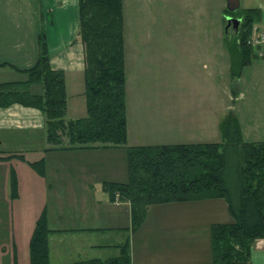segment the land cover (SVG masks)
Instances as JSON below:
<instances>
[{
	"label": "rangeland",
	"instance_id": "1",
	"mask_svg": "<svg viewBox=\"0 0 264 264\" xmlns=\"http://www.w3.org/2000/svg\"><path fill=\"white\" fill-rule=\"evenodd\" d=\"M123 3L128 144L221 143L220 123L230 112L240 114L242 129L251 130L246 139L264 141V43L259 44L260 49L253 50L255 57L250 64L241 67V56L234 47V30L229 28V39H223L226 21L222 22V18L227 16L221 12L226 9L224 0H123ZM246 8L261 10L257 27L264 33V0H240L239 10ZM4 36L3 45L9 53L14 40L25 37L11 24ZM17 78L9 71H0V82ZM71 102L74 106L73 99ZM75 107L70 115L85 117L86 111H80L79 105ZM248 120L255 124L246 127ZM141 123L147 126L144 130L139 128ZM11 134L15 133L0 131V140L10 138ZM31 137L34 145H41V138H45L44 117L42 126L35 129ZM7 143L4 141L0 150ZM41 157V154L40 158L26 154L24 164L18 160L12 162L19 177L18 198L9 199V192H0V264H29L33 219L41 205L56 210V202H67L73 196L77 201L84 199L96 204L95 201L104 196V182L126 183L128 180L124 149L53 152L46 157L45 175L27 164ZM1 168L11 170L8 164L0 165ZM82 168L86 172L81 173ZM35 178L42 184L49 180L53 190L38 194ZM89 180H93V184H89ZM0 191H4L1 186ZM201 204L204 203L152 207L135 233L140 241L135 248L148 246L149 242L154 247H163L166 243L178 248L179 264H199L193 251L198 247L206 248V234H209L197 221ZM126 214L129 215L128 211ZM57 220L51 225L58 229L68 222L67 219L64 223ZM107 221L94 220L92 222L97 224L91 223V227H101L99 222ZM125 221L123 224L121 217L114 227L129 225L132 217L129 215ZM113 231L111 234H118ZM152 254L149 258L154 259L155 264H166L164 255ZM54 258L58 264L59 254ZM169 262L172 264L171 258Z\"/></svg>",
	"mask_w": 264,
	"mask_h": 264
},
{
	"label": "trees",
	"instance_id": "2",
	"mask_svg": "<svg viewBox=\"0 0 264 264\" xmlns=\"http://www.w3.org/2000/svg\"><path fill=\"white\" fill-rule=\"evenodd\" d=\"M221 12L241 21L238 30L232 28L233 39L240 66L246 67L255 57L250 40L261 10L246 8L231 14L223 8ZM123 14V0H78L85 117L66 118L65 75L51 68L43 35L35 63L18 70L20 79L0 83V109L20 105L39 111L44 117L46 151L124 149L127 182H104L103 190L111 202L129 204L132 231L140 228L149 207L224 200L232 222L210 225L211 264H250L252 246L264 239V141L243 142L230 112L220 123L221 143L127 146ZM28 164L43 175V159ZM11 196L17 197L14 174ZM52 233L43 210L29 241V264H50ZM118 248L116 257L70 264H130L128 243Z\"/></svg>",
	"mask_w": 264,
	"mask_h": 264
},
{
	"label": "crops",
	"instance_id": "3",
	"mask_svg": "<svg viewBox=\"0 0 264 264\" xmlns=\"http://www.w3.org/2000/svg\"><path fill=\"white\" fill-rule=\"evenodd\" d=\"M11 24L19 35H24V39L15 41L12 46V51L6 52L4 32L8 25ZM78 0H0V71H9L17 76V79L22 77L18 70L31 67L38 56L39 38L43 35L49 64L52 69L62 71L65 75V89L67 95V119L75 120L77 117H72L70 111L75 110V106L79 105L80 111H86L84 98V51L83 46L78 37ZM232 28V27H230ZM258 29L257 24L253 26V30ZM26 30V33H21ZM264 45V44H262ZM262 45L251 44L252 49H260ZM16 80V79H15ZM6 82V81H1ZM0 82V83H1ZM80 99L76 100V99ZM243 98V97H242ZM74 101L72 108L71 101ZM237 119L241 138L247 142H261L251 141L246 139L250 137V131L242 129L240 114L234 115ZM82 118V117H80ZM42 114L31 108H25L20 105H13L6 109H0V131L15 133L11 134L10 138L1 139L0 147L3 146L4 141L8 142L3 150H0V165H10L11 170L1 168L0 170V186L4 191L9 192V199H11V179L14 174L17 180V198L19 196V177L14 170L12 162L20 161L22 164L26 162V154H31L35 158L44 160L43 175L46 174V157L53 152L61 151H46L48 148L47 141L42 137L41 145H34L29 138L35 129L42 126ZM254 122L247 121L246 127H250ZM147 126L140 124V130H144ZM45 132V129H44ZM171 132V130H170ZM24 134L26 136H24ZM128 128H127V142H128ZM41 139L39 140L41 142ZM23 142L26 145H23ZM31 142V144H29ZM126 144L128 146H143V145H161V141H154L153 143L140 144ZM28 143V144H27ZM179 144V143H176ZM113 150V149H104ZM101 149L95 150H79L75 152H101ZM74 152V151H72ZM40 159V160H41ZM39 160V159H37ZM31 161H27V164ZM29 165V164H28ZM30 167V166H29ZM58 170V169H56ZM81 173L86 170L81 169ZM13 172V173H12ZM4 173L6 176H4ZM54 175V173L52 174ZM43 179V178H42ZM46 178H44L45 180ZM36 180V178H35ZM93 184V180H89ZM88 183V181H84ZM36 192L43 194L53 190L52 183L42 184L36 180ZM46 186V187H44ZM92 186V185H91ZM104 196L101 200H96V204L90 203L84 199L78 200L73 196L69 201L56 202V210H49L47 205H41L39 210H36L34 223L40 216L42 211L46 212L47 223L50 230H53L49 236V259L50 264H55L56 253L59 254L58 264H70L77 261L85 260H106L119 255V246L128 243V254L130 257V264H155L154 259H150L154 253L162 254L166 258V264H171L169 258L172 259V264H179V250L173 246L154 247L151 242L148 246L140 249L135 248L137 242L136 231H132L130 222L129 225L117 226L121 217L124 218V223L127 218L132 217L130 206L126 202H111L108 194L103 190ZM95 192V191H94ZM106 196V197H105ZM21 198V197H20ZM223 201V202H222ZM203 202L202 210L197 216L199 226L208 229L214 223H230L232 218L228 213L227 205L222 199L199 201ZM55 203V201H54ZM208 203V204H207ZM219 203V204H218ZM170 205V204H167ZM154 207V206H152ZM152 207L147 209V212ZM128 211V214L126 212ZM126 214V215H123ZM222 218V219H221ZM57 221L63 222L64 227L58 229L54 227L53 223ZM108 220L107 222H99L101 227H91L94 220ZM222 220V221H220ZM115 228V229H114ZM125 229H129L128 231ZM111 230H114L111 234ZM207 242L206 248L198 247L193 253L198 256L199 264H211L210 258V234H206ZM165 238V237H164ZM145 242V241H144ZM195 249V248H194ZM163 256V257H164ZM164 264V263H163ZM250 264H264V239L257 240L251 249Z\"/></svg>",
	"mask_w": 264,
	"mask_h": 264
},
{
	"label": "water",
	"instance_id": "4",
	"mask_svg": "<svg viewBox=\"0 0 264 264\" xmlns=\"http://www.w3.org/2000/svg\"><path fill=\"white\" fill-rule=\"evenodd\" d=\"M226 4V10L229 13H235L240 8V0H224ZM226 25L224 26V31L226 32L228 28L232 27L234 30H238L240 25V19L234 18L230 15L225 17Z\"/></svg>",
	"mask_w": 264,
	"mask_h": 264
},
{
	"label": "built area",
	"instance_id": "5",
	"mask_svg": "<svg viewBox=\"0 0 264 264\" xmlns=\"http://www.w3.org/2000/svg\"><path fill=\"white\" fill-rule=\"evenodd\" d=\"M253 37L254 38L250 40L251 44L258 45L264 43V33H260V30L258 29L253 30Z\"/></svg>",
	"mask_w": 264,
	"mask_h": 264
},
{
	"label": "flooded vegetation",
	"instance_id": "6",
	"mask_svg": "<svg viewBox=\"0 0 264 264\" xmlns=\"http://www.w3.org/2000/svg\"><path fill=\"white\" fill-rule=\"evenodd\" d=\"M230 16H232V15H230ZM232 17L236 18L235 16H232Z\"/></svg>",
	"mask_w": 264,
	"mask_h": 264
}]
</instances>
